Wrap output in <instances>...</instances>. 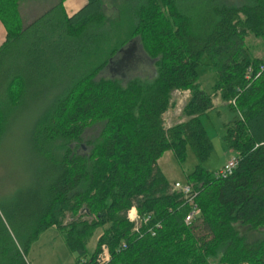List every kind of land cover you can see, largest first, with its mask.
Masks as SVG:
<instances>
[{
  "label": "trees",
  "instance_id": "trees-1",
  "mask_svg": "<svg viewBox=\"0 0 264 264\" xmlns=\"http://www.w3.org/2000/svg\"><path fill=\"white\" fill-rule=\"evenodd\" d=\"M21 1L0 0L6 31L0 67L13 46L28 35L34 39L45 26L57 31L69 52L61 69L55 65L52 71H61L57 84H66L65 89L31 132L32 149L47 167L35 213L16 228L20 246L2 227L0 264H28L29 242L53 227L65 235L76 264H95L102 245L110 252L108 264H264V69L259 72L264 58L254 56L247 44L249 35L264 42V0L240 6L143 0L127 5L115 19L105 17L101 0H86L67 17L66 0H59L27 28L19 14ZM134 39L154 70L126 81L105 77L109 64ZM36 41L30 48L38 47ZM204 56L216 74L214 95L231 115L224 141L237 166L227 177L203 167L212 152L201 123L212 97L197 76ZM10 81L5 92L16 107L22 92L14 96ZM175 92H189L186 120L165 128L162 117ZM6 102L0 105V133ZM98 126L97 138L85 141ZM187 149L197 165L186 183L200 209L190 224L184 221L190 208L183 195L171 191L157 166L166 152L184 162ZM131 207L148 219L140 233L132 232L127 220Z\"/></svg>",
  "mask_w": 264,
  "mask_h": 264
},
{
  "label": "rangeland",
  "instance_id": "rangeland-1",
  "mask_svg": "<svg viewBox=\"0 0 264 264\" xmlns=\"http://www.w3.org/2000/svg\"><path fill=\"white\" fill-rule=\"evenodd\" d=\"M142 1L101 0V10L105 17L115 19L125 7ZM177 1L180 4L185 5L187 3L196 6V3L205 0ZM207 1L211 2V0ZM215 1L234 6L249 2V0ZM39 2L44 3L42 9L45 10L46 7L48 12L58 4L59 0H24L21 6L23 12L27 14L29 10L32 15L38 8ZM84 2L85 0H68L66 2L68 14L76 12L84 5ZM47 23L49 20L39 26L42 27ZM35 35L38 45L36 49L30 48L31 42L35 38L33 39L28 35L23 42L12 47L11 55L6 57L7 59L5 58L6 60L0 67V105H2L3 100L7 101L2 107L6 114V122L0 133V230L4 227L11 239L19 246L20 239L16 228L21 227L23 222L28 221L33 216L32 213H35L37 196L43 184L44 174L47 172V167L42 165L38 155L32 149L31 132L36 120L53 106L65 89L66 84H57L61 71H52L55 65L61 69L64 52H69L66 44L57 35V31L51 27L45 26L41 30L39 29ZM39 37L41 44H39ZM29 41L31 42L29 43ZM47 41H52V45H49ZM247 44L254 56L264 58V42L249 35ZM201 61V66L197 69L198 83L201 89L212 97V109L201 118V123L212 143L211 155L203 167L209 172H218L235 156L224 141V125L230 121L231 115L225 109V104L220 97L214 95V85L217 78L215 72L207 66L209 64L208 57L204 56ZM153 70L151 64L146 72L135 70L130 74L129 70H116L112 76L121 80L128 79L130 75L131 77L145 78ZM13 75H16L14 79L12 78ZM104 76L110 77L111 73L107 70ZM9 80H12L10 81L11 91L14 96L18 92H22V97L16 107L10 104L9 95L7 94L8 98L6 96L5 86ZM188 97L189 92H175L173 94L172 106L162 117L165 128H170L186 120L183 115V108ZM100 130L101 126L90 129L85 141L97 138ZM196 165V158L190 149H187L186 159L182 163L176 160L172 152L164 153L157 162L159 170L171 188L175 183L184 185L187 175L192 172ZM69 221L68 215L65 223ZM95 239L94 237L90 241V251L94 248ZM24 252L28 264H76L75 255L70 252L65 243V235L54 227L40 232L36 239L29 242Z\"/></svg>",
  "mask_w": 264,
  "mask_h": 264
},
{
  "label": "built area",
  "instance_id": "built-area-1",
  "mask_svg": "<svg viewBox=\"0 0 264 264\" xmlns=\"http://www.w3.org/2000/svg\"><path fill=\"white\" fill-rule=\"evenodd\" d=\"M263 69L264 66L260 67L259 72H261ZM247 73L248 74L246 76V79H250L252 75L251 69H249ZM236 166L237 158L234 156L220 171L217 172V176H230ZM171 191L183 195L184 200L190 208L189 212L185 216L184 221L186 224L192 223L200 214V209L194 203V198L196 194L194 193L192 186L187 183H185L184 185L180 183H175L171 188ZM127 220L133 225L132 232L134 233H140V226L142 224H146L148 221V219H141L134 207H131L130 210L127 212ZM156 227L158 228L159 225H157ZM110 259L111 257L108 247L106 245H102L100 251L98 252L95 258V264H108Z\"/></svg>",
  "mask_w": 264,
  "mask_h": 264
},
{
  "label": "water",
  "instance_id": "water-1",
  "mask_svg": "<svg viewBox=\"0 0 264 264\" xmlns=\"http://www.w3.org/2000/svg\"><path fill=\"white\" fill-rule=\"evenodd\" d=\"M151 64L153 65V62L144 55L138 41L134 39L125 48L119 51L118 57L109 64L107 70L111 73L110 77L114 78L112 74L116 72V70H129L130 73L135 70L146 72Z\"/></svg>",
  "mask_w": 264,
  "mask_h": 264
},
{
  "label": "crops",
  "instance_id": "crops-1",
  "mask_svg": "<svg viewBox=\"0 0 264 264\" xmlns=\"http://www.w3.org/2000/svg\"><path fill=\"white\" fill-rule=\"evenodd\" d=\"M67 1L68 0H66L62 4L64 13H65V15L67 17H70L73 14H75L77 11H79L86 4V0H85L84 5L82 7H80L73 14L69 15L68 12H67V9H66V2ZM23 3H24V0H22L20 2V5H19V14H20V17H21L23 28L29 27L32 23H34L38 18H40L43 14H45L47 12L46 7H45V10L42 9L44 7V5H43L44 3L43 2L42 3L39 2L38 8L35 9L36 11H34L32 15H31V12H29V10H28V13L26 14L25 12H23L22 7H21L23 5ZM64 5H65V8H64ZM5 38H6V31H5L4 27H3V25L0 23V46H2L3 43L5 42Z\"/></svg>",
  "mask_w": 264,
  "mask_h": 264
},
{
  "label": "flooded vegetation",
  "instance_id": "flooded-vegetation-1",
  "mask_svg": "<svg viewBox=\"0 0 264 264\" xmlns=\"http://www.w3.org/2000/svg\"><path fill=\"white\" fill-rule=\"evenodd\" d=\"M132 73H133V72H132ZM132 73H130V74H132ZM129 77H131V75H130Z\"/></svg>",
  "mask_w": 264,
  "mask_h": 264
}]
</instances>
